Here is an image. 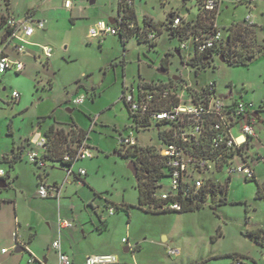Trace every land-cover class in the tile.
Returning <instances> with one entry per match:
<instances>
[{
    "label": "rangeland",
    "instance_id": "374dc122",
    "mask_svg": "<svg viewBox=\"0 0 264 264\" xmlns=\"http://www.w3.org/2000/svg\"><path fill=\"white\" fill-rule=\"evenodd\" d=\"M77 1L84 2V12L90 10L92 18L102 17L100 19L109 22L104 15L107 11L104 6L115 0H95L92 4L88 0ZM221 1L217 24L223 35L226 36L231 23H242L250 16L262 54L248 66H231L214 56L209 65L195 74L193 67L184 65L180 57L174 55L173 49L179 40L170 37L163 26L154 46L134 37L123 45L118 35L91 38L89 30L93 19L71 20L64 0H9V6L6 0H0V17L6 16L8 10L21 17L34 7L35 18L45 20L44 29L35 31V59L20 57L24 64L22 72L7 70L0 74V153L29 135L34 142L41 137L48 122L69 126L64 128L66 131L71 123L88 131V144L97 151H93L92 158L77 165L86 169V181L98 195L87 185L77 187L73 183L61 192L60 206L57 199L54 203L35 201V205L47 212L57 216L60 210L62 218L71 220L74 236L82 242L79 249L82 254L92 246H99L109 248L120 262L126 264H193L201 261L203 264H231V254L249 264H264V246L246 235L247 231L264 230V200L256 197L254 180L233 176L227 192L209 194L200 209L146 212L137 207L136 177L128 168L133 158L117 150L116 140L129 132L134 134L139 145L159 143L154 121L145 129L136 131L133 128V120L121 100L125 88L136 87L142 78L146 81L166 80L177 74L195 87L215 83L216 94L223 98L251 103V109L259 112L261 123L257 131L264 144V0L252 3ZM135 11L138 23L141 24L144 14L157 23L164 22L170 12L193 16L197 13V3L196 0H141L135 4ZM38 46L50 48L51 56L45 58ZM162 58L167 60L164 73L159 69ZM12 91L20 94L18 102L12 100ZM81 95L84 96L83 103L73 105V100ZM41 121L42 128L39 129L38 122ZM260 153L264 156V148ZM26 163L23 161L18 165L22 173L29 171ZM1 165L5 167V164ZM254 171L255 180L263 182L264 160L254 166ZM219 178H222L221 174ZM30 181L31 176L26 177V187ZM159 181L165 185L168 179L163 177ZM122 201L131 206L128 212L108 213L106 206ZM93 207H97L101 219L108 223L107 230L101 233L95 229L98 215ZM49 222L52 223L51 219ZM80 225L84 226L82 231ZM92 230L96 232L92 233ZM122 238H127L128 244L121 243ZM166 245L178 248L180 254L167 256ZM127 246L132 249L124 252L123 247ZM13 249L14 246L10 248L11 252Z\"/></svg>",
    "mask_w": 264,
    "mask_h": 264
},
{
    "label": "built area",
    "instance_id": "2783aa9c",
    "mask_svg": "<svg viewBox=\"0 0 264 264\" xmlns=\"http://www.w3.org/2000/svg\"><path fill=\"white\" fill-rule=\"evenodd\" d=\"M263 0H246L248 3ZM122 6L114 22L97 21L89 30L91 38L99 39L105 35H118L122 22L129 29H134L136 36L142 40L154 42L159 30L148 28L145 24H137L135 20L124 18V9L133 6V0H118ZM71 0H64L66 8L71 7ZM198 6L203 16L208 17V22L197 35H191L187 40L179 41L176 50L179 56L185 59L190 57L208 56L213 58L219 55L213 53L225 36L217 24V15L221 10V0H199ZM180 15H175L169 27L174 29L181 26ZM246 25L254 24L250 16L243 21ZM44 20L34 18L27 13L20 19L9 15L5 16L4 33L0 40V74L7 70L21 72L24 64L18 58L11 57L6 48L17 55L25 53L28 39L37 30L44 28ZM45 58L51 56V49L39 46ZM11 98L15 102L19 93L12 91ZM230 99V100H228ZM223 98L216 94L215 83H205L195 87L181 76L151 81L141 80L136 87H131L121 94V100L126 108L137 119H146L149 123L156 124L158 144L139 145L134 134H121L117 139V150L138 151L148 148L155 157V164L159 172L168 179L165 185L160 181L153 197L157 206L150 204L151 209L157 211H182L197 204V198L207 182L222 185L226 179L240 176L244 180L255 177L254 166L264 160L260 149L264 144L259 139L257 126L259 123L251 116L253 111L251 103L235 98ZM84 101V96L73 100V105ZM145 129V128H139ZM25 153V159L41 173L37 186V195L40 198L53 196L58 198V191L50 194L47 184L42 180L48 166L57 165L65 171L66 176L74 175L78 181L85 175L83 168L75 172L72 168L77 161L93 157V150L83 142L82 145L74 143L65 149L60 161H49L44 158L47 152V139L43 135L33 142ZM219 174L222 178H219ZM5 172L0 169V179ZM160 189V190H159ZM156 206V207H154ZM108 213L113 214L115 209L109 206ZM58 237L52 242V248L57 253L58 264H71L69 256L61 249L60 233L64 228L71 226V220L58 217ZM123 244H128V239H122ZM16 238L14 245H17ZM137 247V246H136ZM166 254L174 257L180 254L178 248L168 245ZM132 247L127 246V250ZM7 252L6 248L1 249ZM29 262H34L29 257ZM264 261V254H263ZM120 261L115 254H93L84 258L83 264H118ZM233 264H249L236 257Z\"/></svg>",
    "mask_w": 264,
    "mask_h": 264
},
{
    "label": "crops",
    "instance_id": "0c3cea01",
    "mask_svg": "<svg viewBox=\"0 0 264 264\" xmlns=\"http://www.w3.org/2000/svg\"><path fill=\"white\" fill-rule=\"evenodd\" d=\"M75 1L74 3L71 4L70 8H66L64 6L66 8V11H68V13L70 14L71 20L75 18H80L84 20L93 19L94 21L93 25L97 21H101V20L105 21L104 19H100L102 17H97V18L95 17V19L92 18L90 10L87 13L84 12V10L86 9L84 2L83 1L75 2ZM140 1L141 0H133V11H134L135 20L137 24L139 25L143 24L144 19L156 25L163 23L161 21L156 23V21L147 14L143 15L141 24L138 23L137 14L135 11V4ZM161 1H164V0H161ZM94 2L95 0H93V3ZM8 6H9V3H8ZM105 7L107 9V11L104 12V15L106 16L105 18H107L109 22L110 21L114 22L115 18L119 14L118 0H115L114 2L110 3V5L108 6L107 5L104 6V9ZM8 9L10 8L8 7ZM27 13L32 14L34 18L36 16V10L34 7H31L30 9H28L23 14V16H25ZM7 15L14 17L15 19H20L23 17V16L16 17V15H14L12 12H9V10L7 11ZM179 15L186 21H192V20H195L197 13L193 16H190L188 13L184 15H181V14ZM44 26H45V23H44ZM3 33H4V29L2 28L0 40L2 39ZM35 33L27 40L28 44L25 47L24 54H20V55L15 54L14 52L11 51L9 46L5 49L6 52L11 57H15L18 59L24 56H30L35 59V56H36L35 54V47H36ZM154 43L156 44L155 41ZM175 51H177L176 47L173 49L174 55H176ZM166 63H167L166 59L160 60L159 69L161 71L163 70L161 68V64L166 68L167 67ZM177 75L183 77L181 74H177ZM172 77H175V76H172ZM141 80L145 81L146 79L142 78ZM20 97L21 96L19 94V98L15 102H18L20 100ZM95 120L96 119H93L94 122ZM40 124H42V121L38 122L39 129L42 128V125ZM51 125L62 126L63 128H66V127L69 128V126L65 127L60 124L48 122L45 125V127H43L42 129L41 137L44 135V131L47 128H49ZM88 138H89V133H88ZM88 138L86 139L85 143L93 151H97L96 148H93L92 146L88 144ZM33 145L34 144H33L32 137L29 135L26 137L24 141L19 142V143H13L12 147L8 151H3L0 153V158H1L2 154H11L12 151L20 152V160L16 161L12 165H9L6 162L0 163V169H2L5 172V176H4L5 186L0 188V264H58L57 253L52 248L51 244L53 240L57 238L59 235L57 219L58 217H61L59 214L60 210L58 212V215L56 216V214L54 213L47 212V210L44 209L43 207L35 205V201L43 202L44 200H46L51 203H54V201H56L57 199V203L60 206L61 192L66 189V185H69V184L71 185L74 183L77 187L79 185H87L88 187H90L89 183H87L86 181V178L88 177V172L83 166L77 165L80 161H83L85 159L75 162L72 166L75 172L78 170V168H83L85 170V175L84 177L81 178L80 181H78L76 179V176L74 175L66 176L65 171L62 168L58 167L57 165H51L50 163H48L45 173L43 174L42 180L47 184L50 194H54L56 190L58 191V198H55L53 196H49L47 198H40L37 195V186L41 180V178H39L41 176V173L37 171V169L25 159V153L29 150L30 146H33ZM23 161L24 163L27 162L26 164L28 165V168H29V171L27 173L26 172L22 173L21 170L18 168V165L22 163ZM1 164H5V167H3L4 165L2 166ZM28 176H31L32 181H30L31 184H29V186L26 187L25 179L26 177L28 178ZM90 188L94 194H98L92 187ZM122 203L126 204V202L124 201H122ZM90 204H92V202H90ZM94 208H95L96 214L98 215V225L95 227V229L98 233H101L107 230L108 223L106 220L101 219L100 213H98L99 211H96L97 207H93V209ZM99 218L100 220H103L106 222V229L102 231L97 230V227L100 226ZM50 219L52 222L51 224L49 222ZM71 226H72V222H71ZM71 226L68 228H64L62 232L60 233L61 249L69 256L71 264H83L84 258L87 255L113 254V252L109 251L110 250L109 248L104 249L99 246H92L88 250H86L85 254H82L79 251L82 242L81 240L78 241L75 238L74 236L75 229H73ZM83 227H84L83 225H80L81 231ZM258 229L263 230L262 228H258ZM96 231L92 230L91 232L94 233ZM15 238L18 243L17 245H14ZM122 239H121V243H122ZM12 246H14L13 252H11L10 250ZM16 247H20L19 252H15ZM3 248H6L7 252L2 253L1 249ZM125 248L127 247H123V250ZM29 257H32L34 262H29L28 261ZM121 263H125V262H121Z\"/></svg>",
    "mask_w": 264,
    "mask_h": 264
},
{
    "label": "trees",
    "instance_id": "16d2710c",
    "mask_svg": "<svg viewBox=\"0 0 264 264\" xmlns=\"http://www.w3.org/2000/svg\"><path fill=\"white\" fill-rule=\"evenodd\" d=\"M9 0H6V5H8ZM199 0H196L197 3V15L195 20L186 21L182 17L181 26L177 28H170L169 24L173 21L175 15H179L175 12H170L166 20L161 24H153L150 21L144 19L143 24H145L148 28L158 29V35L161 33L160 27H165L166 33L170 37H176L179 41L187 40L191 37V35H197L199 31L206 26L208 22V17L203 16L200 12L198 6ZM123 8L121 4L118 2V10L121 11ZM124 18L135 20V15L133 11V6H128L124 9ZM5 16L1 15L0 17V26L4 25ZM136 21V20H135ZM254 24L246 25L244 22L242 23H231L227 28V34L218 47L214 50H211L213 53L217 55H221L224 58V61L227 62L231 66H248L253 61L257 60L261 54L262 49L261 46L258 45L256 38V31L254 28ZM122 44L134 37L138 41H145L136 36V32L134 29H129L126 27L125 23L122 22V28L118 34ZM151 46H154V42H150ZM165 58H162L164 60ZM207 59V60H205ZM181 62L186 66H191L195 69V74L199 69L205 68L210 64L212 58L210 55L201 56V57H190L185 59L183 56H180ZM161 68L166 71V68L161 64ZM128 110V109H127ZM257 112V111H256ZM130 117L133 120V128L138 131L139 128H146L150 125L148 120L137 119L132 113L129 112ZM259 118V117H258ZM44 136L47 139V152L44 154V158L49 161H60L61 156L65 149L69 148L70 145L77 143L78 145H82L84 141L88 138V131L83 130L82 128H78L74 123H71L70 129L68 131L64 130L61 126L51 125L44 131ZM119 151V150H118ZM120 152V151H119ZM150 150L148 148H140L138 151H130L126 150L123 154L131 156L133 158V162L137 168L136 173V189H137V207L151 213H163V212H187L195 209H200L204 202L206 196L214 195L216 192H224L227 191V185L230 181L226 179L222 185H215L213 182H207L206 186L201 190V194L197 198V204L193 207L185 208L182 211H157L151 209L149 207L150 204L156 205L157 202L152 194H154L155 190L158 188L156 183L159 179L165 177L164 174L159 172V166L155 164V157L149 153ZM20 160V152L12 151L11 154H2L0 158L1 162H6L9 165H12L16 161ZM62 163V162H61ZM4 180V178H3ZM254 180L256 183L255 195L257 198L264 200V181L258 182L255 180V177L250 179ZM98 195V194H96ZM224 202V199L221 200ZM110 206H113L115 211L124 210L128 212V209L131 207L129 204L111 203ZM157 206V205H156ZM154 206V207H156ZM109 206H106L108 208ZM100 220V218H99ZM100 226L97 227V230L102 231L106 229V222L100 220ZM246 235L250 236L256 243L264 246V231L261 229H256L252 231H247ZM232 258L231 264H233V260L237 257L236 254L229 255ZM204 262H195L193 264H203ZM118 264H126L119 262Z\"/></svg>",
    "mask_w": 264,
    "mask_h": 264
},
{
    "label": "water",
    "instance_id": "95a60500",
    "mask_svg": "<svg viewBox=\"0 0 264 264\" xmlns=\"http://www.w3.org/2000/svg\"><path fill=\"white\" fill-rule=\"evenodd\" d=\"M89 3L90 4H92L93 3V0H89ZM113 21H110V23H112ZM175 54L177 55V56H179V52L178 51H175ZM219 60H221L222 62H224V58L221 56V55H219ZM205 60H207V59H205ZM160 72L161 73H164V70H160ZM175 78V77H174ZM251 116L253 117V118H255L256 120H257V122L260 124L261 123V120L258 118L259 116H258V112H253L252 114H251ZM128 168H130V170L133 172V174H134V176H136V173H137V168H136V166H135V163L133 162V161H131V162H129V165H128ZM5 186V182H4V180L3 179H0V188H2V187H4ZM163 240H165V238H163ZM20 251V247H16L15 248V252H19ZM128 250H127V248H125L124 249V252H127Z\"/></svg>",
    "mask_w": 264,
    "mask_h": 264
},
{
    "label": "flooded vegetation",
    "instance_id": "af4514ba",
    "mask_svg": "<svg viewBox=\"0 0 264 264\" xmlns=\"http://www.w3.org/2000/svg\"><path fill=\"white\" fill-rule=\"evenodd\" d=\"M258 112V111H257ZM259 113V112H258ZM259 116V115H258Z\"/></svg>",
    "mask_w": 264,
    "mask_h": 264
}]
</instances>
